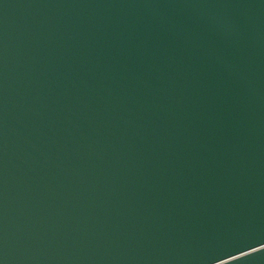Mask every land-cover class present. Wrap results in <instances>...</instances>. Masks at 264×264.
I'll list each match as a JSON object with an SVG mask.
<instances>
[{"label": "water", "instance_id": "95a60500", "mask_svg": "<svg viewBox=\"0 0 264 264\" xmlns=\"http://www.w3.org/2000/svg\"><path fill=\"white\" fill-rule=\"evenodd\" d=\"M0 264H264V0H0Z\"/></svg>", "mask_w": 264, "mask_h": 264}]
</instances>
